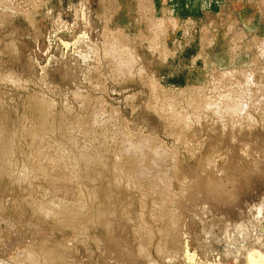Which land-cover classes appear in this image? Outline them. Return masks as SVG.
Instances as JSON below:
<instances>
[{
    "label": "rangeland",
    "instance_id": "rangeland-1",
    "mask_svg": "<svg viewBox=\"0 0 264 264\" xmlns=\"http://www.w3.org/2000/svg\"><path fill=\"white\" fill-rule=\"evenodd\" d=\"M139 1L0 0V264L264 256V0Z\"/></svg>",
    "mask_w": 264,
    "mask_h": 264
},
{
    "label": "bare ground",
    "instance_id": "bare-ground-1",
    "mask_svg": "<svg viewBox=\"0 0 264 264\" xmlns=\"http://www.w3.org/2000/svg\"><path fill=\"white\" fill-rule=\"evenodd\" d=\"M140 2V4L142 5V7H144V6H146L147 4L148 5H150L151 4V6H152V2L150 1V0H140L139 1ZM264 4V3H263ZM140 6V5H139ZM249 6V5H248ZM251 6V5H250ZM29 7V6H28ZM247 7V6H246ZM24 12V11H23ZM22 13V12H21ZM165 16V15H164ZM162 19H167L169 22H168V25H170L169 23H171L172 25H173V20L171 19V18H169L168 16H165V18L163 17ZM176 21V20H175ZM163 22V21H162ZM150 23V22H149ZM156 23H158V22H156ZM156 23H154V24H156ZM159 23H161V22H159ZM162 24H164V23H162ZM241 29V28H240ZM239 30V29H238ZM140 35V34H139ZM127 38V37H126ZM127 40V39H126ZM256 43V42H255ZM261 44V45H260ZM259 45H260V48H263L264 47V42H261ZM259 45H258V47H259ZM121 46V45H120ZM247 48V47H246ZM263 50V49H262ZM261 52V51H260ZM263 52V51H262ZM261 52V53H262ZM243 53V52H242ZM261 53H259L260 55H261ZM116 54V55H115ZM115 54H113V55H115V58H118V59H121V58H123L122 56H127L128 58V60L126 61V63H128L129 64V62H130V67H132V65H133V63H135L136 61L135 60H133L132 59V54L129 52V54H128V51L126 50V47H124L123 46V48L122 49H115ZM248 57V56H247ZM258 58V57H257ZM126 60V59H125ZM139 62V61H138ZM118 64V63H117ZM123 65V64H122ZM135 66V65H134ZM133 68V67H132ZM264 71V70H263ZM131 73V72H130ZM139 74L141 73L142 74V70L140 69V71L138 72ZM123 74V73H122ZM143 75V74H142ZM128 77V76H127ZM246 77V76H245ZM249 82V81H248ZM247 82V83H248ZM152 83V82H151ZM252 83V82H251ZM150 86V85H149ZM153 86V85H152ZM256 87V86H255ZM241 105V104H240ZM259 107V106H258ZM147 143V140L146 139H144V138H141L140 140H139V145H142V144H146ZM138 145V148L139 149H136V147L134 146V147H127L126 149H124L123 150V153H124V155H126L127 157H132V158H136V155H137V153H139L140 152V150H142L141 149V147ZM124 148H125V146H124ZM160 151V150H159ZM139 155H141V154H139ZM148 172H151V176L156 180V181H159V179H160V177H162L163 175H164V171L162 170V169H160V168H158V167H156V164L155 163H153V166L148 170ZM137 173H139V171H137V169H133V170H131V172H130V174L128 175L129 177H131V178H138V174ZM164 178H165V176H164ZM164 187H167V180H166V183H165V186ZM263 198V197H262ZM262 198H261V201H263L264 202V200H262ZM247 200V199H246ZM259 200L257 199V202H258ZM262 202V203H263ZM260 201H259V207H261V208H264L263 206H260V204L261 205H264V203L262 204ZM249 206H251V205H249ZM258 206V205H257ZM256 206V207H257ZM252 207V206H251ZM254 207V206H253ZM249 210V209H248ZM257 210H255L254 211V213L256 212ZM259 211H260V209L258 210V213H259ZM262 211V210H261ZM247 212V211H246ZM249 213V212H248ZM213 214V213H212ZM246 215H247V213H246ZM261 215H259V217H260ZM256 217V216H255ZM247 219V218H246ZM264 219V218H263ZM244 221H245V219H244ZM256 222V221H255ZM254 223V222H253ZM230 224V223H229ZM264 225V224H263ZM246 227H247V225H246ZM254 227V226H253ZM258 228V227H257ZM256 228V229H257ZM228 229V228H227ZM252 229V228H251ZM255 229V228H254ZM215 230H218V228L217 229H215ZM239 230V229H238ZM226 231V230H225ZM248 231V230H247ZM206 232V231H205ZM210 232V231H209ZM218 232V231H217ZM216 232V233H217ZM228 232V231H227ZM227 232H225V233H227ZM215 233V232H214ZM237 233V232H236ZM235 233V234H236ZM246 233H248V232H246ZM210 234H211V232H210ZM218 234V233H217ZM232 235V234H231ZM237 235V234H236ZM215 236V234H213V236L212 237H214ZM217 236H219V234L217 235ZM216 236V237H217ZM227 236V235H226ZM225 237V236H224ZM209 238V237H208ZM239 238H241V236H239ZM216 239V238H215ZM223 240V239H222ZM253 240H256V242H260V241H262L261 243L264 245V236L263 235H261V234H258L257 235V237H255ZM210 241V240H209ZM229 241V240H228ZM227 241V242H228ZM231 241V240H230ZM208 242V241H207ZM206 242V243H207ZM209 244V243H208ZM210 245H212V244H210ZM242 247L241 248H243V246H244V244L243 243H241L240 244ZM240 245H238L239 247H240ZM258 245H259V243H258ZM261 245V244H260ZM224 246H225V253H226V251H228V253L231 255V253L234 251L233 250V247L235 246H233L232 244H230V243H226V242H224ZM237 246V247H238ZM246 246V245H245ZM252 248V247H251ZM238 249V248H237ZM250 249V248H249ZM256 249V248H255ZM243 250H244V248H243ZM258 250V249H257ZM257 250H254V251H249V253H248V255L245 253V251H244V253L246 254V256H247V258H248V260L250 261V264H264V256L259 252V250L257 251ZM235 251H236V249H235ZM247 251V250H246ZM248 252V251H247ZM262 252V251H261ZM235 253V252H234ZM187 254V253H186ZM237 254V253H236ZM242 254V253H241ZM264 254V253H263ZM232 256V255H231ZM240 256V255H239ZM226 257V256H225ZM228 257V256H227ZM241 258V257H240ZM244 258V257H243ZM189 259V258H188ZM187 259V260H188ZM242 259V258H241ZM235 260V259H234ZM247 260V259H246ZM191 261H192V259H191Z\"/></svg>",
    "mask_w": 264,
    "mask_h": 264
},
{
    "label": "crops",
    "instance_id": "crops-1",
    "mask_svg": "<svg viewBox=\"0 0 264 264\" xmlns=\"http://www.w3.org/2000/svg\"><path fill=\"white\" fill-rule=\"evenodd\" d=\"M155 2H161L165 5V7L162 8V12H165V16L167 13L172 17L190 18L196 17L202 10L209 8L212 0H155Z\"/></svg>",
    "mask_w": 264,
    "mask_h": 264
}]
</instances>
